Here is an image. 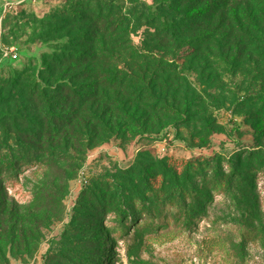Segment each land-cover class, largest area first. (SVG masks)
I'll use <instances>...</instances> for the list:
<instances>
[{"label":"rangeland","instance_id":"obj_1","mask_svg":"<svg viewBox=\"0 0 264 264\" xmlns=\"http://www.w3.org/2000/svg\"><path fill=\"white\" fill-rule=\"evenodd\" d=\"M19 1L0 0V147L40 152L0 178V264H264V0ZM77 50L95 57L52 62ZM70 79L80 106L43 93Z\"/></svg>","mask_w":264,"mask_h":264},{"label":"trees","instance_id":"obj_2","mask_svg":"<svg viewBox=\"0 0 264 264\" xmlns=\"http://www.w3.org/2000/svg\"><path fill=\"white\" fill-rule=\"evenodd\" d=\"M222 2H225L227 0H220ZM91 5H89L90 7ZM73 15H76L79 17L78 14L72 13ZM92 15L94 16H101V12L99 13L98 10V6L93 7L92 10ZM161 28L165 31H168L172 37L176 38V40L178 39L179 35L177 33V27H175V25L173 23H165V24H161ZM86 34L82 33L80 35L77 36V38H81L82 40H87L86 39ZM58 56H52V62L55 65H59V66H69L67 68L70 69H76L79 67H72L74 66L73 62H76L80 65L86 63L88 60L92 59L95 57L85 53L84 51H70V52H65L62 53ZM65 62H68L67 64ZM54 64H52V66L50 68H53ZM71 65V66H70ZM55 67V66H54ZM80 72L83 71V69H78ZM73 79H70L69 83H64L61 80H57L54 83V88L53 87H49V89H45L43 90V93L46 90L52 91V92H57V91H61L63 88L66 89V91L68 92V96H72L78 99L79 101V106L81 104H83L84 101H86V99L89 98L90 94L89 93H81L79 88L76 87V84L73 82ZM115 81H112V83H114ZM63 84V86H62ZM60 86H62L63 88L60 89ZM31 144V143H30ZM27 144V143H23V142H18L16 146H9V145H4L2 147H0V162H3L4 164L0 166V178L3 179L4 181H12L13 179H17V171L19 169L20 166H27L31 163H35L36 159L38 158V153L40 151H38L37 149H34V147H32V145ZM21 164V165H20ZM201 166H203V164L205 163H200ZM206 165V164H205ZM231 168L233 175H238L237 178L239 179L238 183H240L241 185H247V182L245 180L248 181V178L245 177L246 174L242 173L240 171V167L239 164L232 162L231 164ZM211 171H213L216 176H218L219 171H217L215 168L211 169ZM232 177V176H231ZM231 177H230V181H231ZM219 179H216L212 184L214 185V189L216 190H222L223 187V182L222 179L220 181H218ZM138 200L142 201L140 198H138ZM137 200V201H138ZM123 203V205H122ZM139 203V201H138ZM137 203V204H138ZM138 208V206H137ZM116 215L118 217L122 218V221L125 222V224H128V209L126 207V202L125 201H120L119 202V209L116 211ZM148 215V214H147ZM145 213H136L134 212L133 215L131 216V218L133 219L131 224L134 225H140L141 223H143L145 226L147 227H151L152 223L148 222L149 219H146L144 216H147ZM151 216V215H149ZM156 217H152V219L154 220V222L156 221L155 219ZM163 218H161V215L157 218V221H161ZM165 222H167V219L165 220ZM130 225V222H129ZM128 226V225H127ZM120 230L126 231V229L124 230L123 228H119ZM70 254L75 257L76 259H78L80 262H84V264H93V262H88V258H89V254L90 252H86L87 255H81L80 252L78 251H69ZM85 256V257H83ZM100 256H94L92 258V261H96L99 260Z\"/></svg>","mask_w":264,"mask_h":264},{"label":"built area","instance_id":"obj_3","mask_svg":"<svg viewBox=\"0 0 264 264\" xmlns=\"http://www.w3.org/2000/svg\"><path fill=\"white\" fill-rule=\"evenodd\" d=\"M49 0H21L19 1L18 3L21 4V3H24V2H29L33 5H43L45 3H47ZM13 53V50L11 49L10 51L7 50L6 51V54L9 55V54H12Z\"/></svg>","mask_w":264,"mask_h":264}]
</instances>
